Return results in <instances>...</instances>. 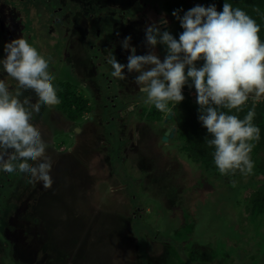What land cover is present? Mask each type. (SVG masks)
Returning a JSON list of instances; mask_svg holds the SVG:
<instances>
[{
	"label": "rangeland",
	"instance_id": "1",
	"mask_svg": "<svg viewBox=\"0 0 264 264\" xmlns=\"http://www.w3.org/2000/svg\"><path fill=\"white\" fill-rule=\"evenodd\" d=\"M7 1L0 0V22ZM174 1L60 0L68 10L65 17L70 18V7L76 12L79 28L87 18L91 21L86 28L93 37L99 28L116 41L90 49L89 55L78 46L73 80L68 79V64H61L60 78L75 86L89 104L87 118H78L72 132H65L61 118L65 116L55 107L42 106L40 113L32 115L31 122L41 131L48 145L46 154L53 161L51 187L30 184L17 173L13 185L3 188L9 173L0 170V234L6 241L0 242L1 264L6 258L9 264H264V219L250 216L264 175L253 171L230 180L206 171L189 158L178 138L182 108L173 105L161 121H146L141 115L152 105L144 103L145 94L134 83L138 74L125 69L126 79L111 76L110 56L127 64L131 54L122 47L125 37L130 35L136 54L144 55L149 51L144 44L146 24L167 16L169 31L177 34L180 24L164 6ZM180 2L187 9L208 6L205 0ZM22 6L19 3L9 16L26 11L34 18L43 11L42 5L28 10ZM13 22L17 38L26 39ZM83 28L77 34L81 42L85 41ZM0 41L2 60L4 45L11 38L0 36ZM156 51L163 60L164 46L158 45ZM107 92L118 96L115 114L109 112L112 102ZM24 97L36 102L31 91L20 99ZM168 115L166 125L177 132L164 141ZM59 149L70 155L59 157Z\"/></svg>",
	"mask_w": 264,
	"mask_h": 264
},
{
	"label": "clouds",
	"instance_id": "2",
	"mask_svg": "<svg viewBox=\"0 0 264 264\" xmlns=\"http://www.w3.org/2000/svg\"><path fill=\"white\" fill-rule=\"evenodd\" d=\"M172 15L183 28L179 39L166 30L168 21L164 16L146 24L147 54L137 55L132 37H125L122 47L131 54L127 64L110 56L111 76L124 80L125 69L129 74L137 73L134 83L145 94L144 103L162 113L171 111L170 103L177 105L185 99L183 88L191 81L189 86L194 87L199 105L198 119L212 137L206 138V143L214 148L216 168L221 175L238 171L248 176L254 169V142L260 140V128L254 124L255 106L264 98L260 26L228 2L222 11H217L215 4L196 5L187 11L174 10ZM158 45L164 46L163 60L156 51ZM4 52L0 65L17 86L13 94L0 80V170L21 174L30 184L42 183L50 188L53 161L46 154L48 145L41 131L31 120L42 106L51 108L60 103L53 84L55 76L49 71L48 60L22 37L6 43ZM199 61L203 64L198 67ZM28 91L35 94V103L31 97L20 99ZM250 97L253 106L243 119L230 114L233 110L243 111Z\"/></svg>",
	"mask_w": 264,
	"mask_h": 264
},
{
	"label": "flooded vegetation",
	"instance_id": "3",
	"mask_svg": "<svg viewBox=\"0 0 264 264\" xmlns=\"http://www.w3.org/2000/svg\"><path fill=\"white\" fill-rule=\"evenodd\" d=\"M1 2H2V0H1ZM19 3L22 4L23 5L22 7L26 8L27 10L30 9L31 7H40L42 5L43 11H41V13L37 12V16L34 18H32L26 11L24 13H22V16H20V14H19L18 17H14L12 14V17H10L9 13H15L16 11H14V10L19 9ZM144 4H146V3H144ZM9 5H15V7L10 8V7H8ZM71 6H73V9H74V5L71 4ZM164 6H165V4H164ZM3 9H4V12L2 13V19L0 22V36H2V38L4 35L10 36L11 41L13 39L17 38L18 33L16 31H14L15 28L13 26V24L15 23V22H13V19H15L16 22L20 25V29L17 31L25 34L26 40L29 42V44H31L33 47H35L38 50V52L42 56H44L45 59L48 60L49 70L54 71L52 74L56 77L55 88H56L57 95H58L59 99L62 97L63 98L71 97L70 99L72 100L73 97L75 98L77 95L76 87L70 85L69 83H64L63 79L60 78L59 72H61L60 70H61L62 62H66V64H68V66L70 68V71H69L70 75L68 76V79L73 80V78L76 76V72H77V64L76 63H77L78 46L81 47L80 50L85 49V51L87 52V55H89L90 49H94V48L102 49L105 45H109L108 42H110L112 44L113 42L116 41L115 36L110 37L109 34H106V33L102 34L101 32H103V31H101L99 28L95 30V34L93 37V33H91L89 28H86L87 25L90 26L89 22L91 21V20L89 21L87 18H85L87 22H85V24H82V27L80 26V28H79L77 25V18L74 15V13H76V12H74V10L72 12L71 7H70V18H69V16L65 17L66 13H68V10H65L64 6L61 5L60 0H8L6 3H4ZM137 9H138V7L134 8V10H137ZM12 11H14V12H12ZM165 11L167 12L166 9H165ZM167 13L172 16L171 13H169V12H167ZM4 15H6V16H4ZM100 17H102V16H100ZM112 19L113 18H110V20H112ZM165 19H170V17L165 16ZM110 20H108V21L106 20L105 23L107 25H109ZM21 24L24 25L23 26L24 28L23 27L21 28ZM2 26H3V28H1ZM81 28H83V32H84V37H83L85 39L84 42L83 41L81 42L82 38H78V36H77L78 30L79 29L81 30ZM3 29H4V32H3ZM166 30L169 31V25H167ZM37 31H38V33H37ZM107 35L112 40L109 37L107 38ZM95 40L97 41L96 43L93 42ZM103 41H105V43H103ZM86 46H87V48H86ZM1 54H2V52L0 53V60L2 58ZM87 55H86V57H87ZM93 58H94V60L98 59L95 55L93 56ZM2 70H3V67H2V65H0V78H2V80L6 83V85L11 88V90L10 89L9 90L12 91L14 94V90L17 86L16 81H14L11 77H9L7 75L6 72H3ZM109 81H111V80H109ZM61 83L65 84V85L61 86L60 85ZM11 84H13V85H11ZM59 85H60V87L58 88ZM116 87H117V82H116ZM72 94H74V95H72ZM107 94H108V92H107ZM109 95H110V93H109ZM109 97L110 96H108V99H109ZM82 98L84 99V97H82ZM110 98H111L110 101L112 102V106L115 108L119 104V102H116V100L118 99V96L116 95L115 97H110ZM83 103H86V106H89V104L85 100ZM54 107L56 109H58L59 111H61L60 114H62V112H63V114L65 116V118L61 117L62 121H63V126L67 127V129H65V132H72V126L77 123L78 117H76L75 119H71L57 105ZM71 110L73 113H75L78 116L76 106H73L71 108ZM109 112L113 113V109L110 108ZM60 116H62V115H60ZM113 117H114V114H113ZM84 118H87V116H85V113L80 115V119H84ZM168 119H171L170 115H168L167 120H164V124H163L164 126H166L165 127V136L167 135V133H169V135H167V138H168V136L173 138L175 136V133L177 132V128L173 127L171 125H166L168 122ZM89 120H92V117L89 118ZM155 123H157V122H155ZM59 126H61V124H59ZM174 129H175V131H174ZM73 130L76 133L79 132L77 126ZM172 134H174V135L171 136ZM165 136L163 137V140H164ZM168 139H167V141H168ZM65 151L66 150L59 149V150H56V153H59V154H57L59 157L67 156L68 154L70 155L69 151L68 152H65ZM75 163H77L78 165H81V166L83 165L82 161L77 162L75 160ZM15 177H16V174L13 173V175L11 177H9L8 179L6 178L7 183L4 184V186L9 187L13 183V180ZM8 183H9V185H7ZM1 186L4 187L3 185H1ZM2 201L3 200L1 197L0 204L2 203ZM4 239H5V236L0 234V240H1L0 242H4V244H5L6 241ZM6 250L8 252H10L11 247L7 248ZM8 256H9V253H8ZM9 258H10V256H9ZM5 264H9L7 258L5 259Z\"/></svg>",
	"mask_w": 264,
	"mask_h": 264
},
{
	"label": "trees",
	"instance_id": "4",
	"mask_svg": "<svg viewBox=\"0 0 264 264\" xmlns=\"http://www.w3.org/2000/svg\"><path fill=\"white\" fill-rule=\"evenodd\" d=\"M205 1L208 6L211 4H215L217 11L223 10V5L225 2L230 3L234 9L239 7L242 10H244L254 20H256L257 24L260 26L261 31L259 35L261 41L264 42V0H205ZM180 5H181L180 0H175L173 5H171L170 2H166L165 8L167 12L171 14L174 10H178V9H185L184 11L188 10L184 6L182 7V5L180 7ZM256 8H259L260 10L259 13L255 11ZM183 14L184 12L182 11L180 15L183 16ZM182 32H183V28L180 25V29L174 37L176 39H179V34ZM202 64L203 61L197 62L198 67L202 66ZM190 84L191 81H189V84H186L183 88V95L185 99L177 105L171 103L169 105L170 108L173 105L177 106V108H182L183 113L180 117L178 138L183 142V150L193 162L199 164L206 171L212 172L216 176L230 180L239 178L241 174L238 171L236 172L235 175L225 176V175H221L218 169L216 168L213 157L214 148H209L206 143V138L211 139L212 137L198 119L199 105L197 103V96L194 87H190L189 86ZM60 85L63 86L65 84L61 83ZM60 85L58 86V88L60 87ZM105 95L106 97L107 95L109 96V94L107 93H105ZM82 97L83 96L79 93H77L76 97L75 98L73 97L72 100L70 99L71 97H66V98L62 97L59 99L60 103L57 106L61 110H63L67 114V116L70 117L71 119H75L76 117L80 118V115L85 113V110L87 109L86 103H83L84 99ZM103 99L105 100V98ZM105 102H108V100ZM109 103H111V101ZM73 106H76L78 116L72 112L71 108ZM109 106L110 108L113 109V112L115 114V110H114L115 108L112 106V103ZM252 106H253V102L250 97L249 101L244 106L243 111L236 112L235 110H233V112L230 114L238 115L239 118L243 119L247 111L250 108H252ZM255 111H256V116L254 119V124L260 128V140L258 142H254L255 147L251 153V159L254 162V169H253L254 173L257 175H264V98H262L261 101L256 104ZM166 115L167 113H162L158 111L155 108V106L152 105L142 113L141 117L146 121L158 122L161 121ZM117 143H119L118 145L121 146L120 142L117 141ZM119 149L121 148L120 147L116 148V150ZM113 153H117V151H113ZM119 160L120 159L117 158L115 159L114 162ZM15 174L17 175V173ZM12 175L13 173L9 174L8 178L11 177ZM1 176L4 175L1 174ZM7 185H9V183ZM5 187L6 186H4L3 188ZM250 216L256 218L257 220L264 219V186L260 188L257 193H255L252 199Z\"/></svg>",
	"mask_w": 264,
	"mask_h": 264
},
{
	"label": "water",
	"instance_id": "5",
	"mask_svg": "<svg viewBox=\"0 0 264 264\" xmlns=\"http://www.w3.org/2000/svg\"><path fill=\"white\" fill-rule=\"evenodd\" d=\"M174 131H175V129H174ZM167 135H169V133H167ZM167 135L165 136V138H164V141H167ZM174 134H172L171 136H173Z\"/></svg>",
	"mask_w": 264,
	"mask_h": 264
}]
</instances>
